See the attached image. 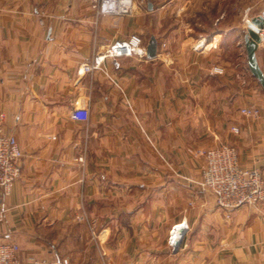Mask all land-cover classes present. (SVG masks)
Here are the masks:
<instances>
[{
	"label": "crops",
	"instance_id": "obj_1",
	"mask_svg": "<svg viewBox=\"0 0 264 264\" xmlns=\"http://www.w3.org/2000/svg\"><path fill=\"white\" fill-rule=\"evenodd\" d=\"M139 1L115 14L88 0H0V114L24 153L0 240L69 264H264V204L227 216L200 187L196 154L234 144L264 174V93L241 62L264 0ZM133 34L143 48L155 35L157 55L120 56L119 66L107 56L82 71ZM81 92L86 122L70 117Z\"/></svg>",
	"mask_w": 264,
	"mask_h": 264
},
{
	"label": "built area",
	"instance_id": "obj_2",
	"mask_svg": "<svg viewBox=\"0 0 264 264\" xmlns=\"http://www.w3.org/2000/svg\"><path fill=\"white\" fill-rule=\"evenodd\" d=\"M98 6L101 12L115 14H134L140 6L139 0H88ZM250 19H248L249 21ZM144 46V39L133 34L127 40L110 44L83 72L99 68L105 57H113L119 66L117 57L131 56ZM139 55H144L139 53ZM214 71L224 72L222 66H215ZM91 97L86 92L78 94L70 117L78 122H86L91 115ZM242 112L248 116H258L259 107H245ZM5 114H0V223L6 216L7 207L4 197L8 195L22 172L23 150L14 134L4 129ZM239 131L238 127H233ZM196 154L205 159L201 178L198 181L203 190L211 192L216 204L227 211V216L236 209L250 205L259 207L264 204V174L260 169L244 167L240 162L239 149L234 144H221L215 147L197 149ZM174 231V230H173ZM172 233V243L173 237ZM0 264H69V259L25 258L16 241L0 240Z\"/></svg>",
	"mask_w": 264,
	"mask_h": 264
},
{
	"label": "water",
	"instance_id": "obj_3",
	"mask_svg": "<svg viewBox=\"0 0 264 264\" xmlns=\"http://www.w3.org/2000/svg\"><path fill=\"white\" fill-rule=\"evenodd\" d=\"M152 8V5H149ZM264 30V10L261 14L252 17L248 23L244 35V44L247 52L248 67L252 75L258 80L259 84L264 90V71L261 68L257 56L260 43L262 42ZM158 39L155 35L150 37L146 48H141L139 53H143L149 58H153L158 53ZM185 233L184 225H179L175 228V236L173 237V246L178 249L183 239L182 236Z\"/></svg>",
	"mask_w": 264,
	"mask_h": 264
},
{
	"label": "rangeland",
	"instance_id": "obj_4",
	"mask_svg": "<svg viewBox=\"0 0 264 264\" xmlns=\"http://www.w3.org/2000/svg\"><path fill=\"white\" fill-rule=\"evenodd\" d=\"M245 3L251 1V0H244ZM251 19V18H249ZM230 56V59L231 60H234L235 62L236 61H240L239 59L237 60L236 59V54L234 52H230L229 54ZM241 62H243V65H244V71L246 72L247 76L254 82L256 83V85L260 86L261 87V91H263L264 93V90L262 88V86L259 84L258 80L252 75L251 71L249 70V67H248V58H247V53H245V55L243 56V60L241 59Z\"/></svg>",
	"mask_w": 264,
	"mask_h": 264
},
{
	"label": "bare ground",
	"instance_id": "obj_5",
	"mask_svg": "<svg viewBox=\"0 0 264 264\" xmlns=\"http://www.w3.org/2000/svg\"><path fill=\"white\" fill-rule=\"evenodd\" d=\"M173 234L175 235V230L173 231Z\"/></svg>",
	"mask_w": 264,
	"mask_h": 264
}]
</instances>
